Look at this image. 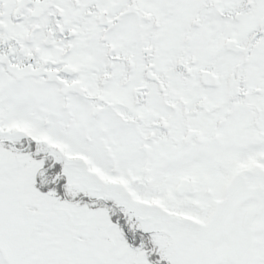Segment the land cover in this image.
<instances>
[{
	"label": "snow or ice",
	"instance_id": "snow-or-ice-1",
	"mask_svg": "<svg viewBox=\"0 0 264 264\" xmlns=\"http://www.w3.org/2000/svg\"><path fill=\"white\" fill-rule=\"evenodd\" d=\"M0 264H264V0H0Z\"/></svg>",
	"mask_w": 264,
	"mask_h": 264
}]
</instances>
